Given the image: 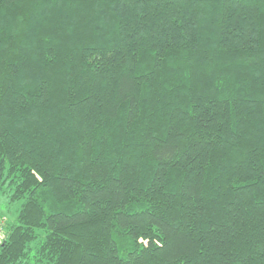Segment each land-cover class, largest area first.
Listing matches in <instances>:
<instances>
[{"label": "trees", "instance_id": "obj_1", "mask_svg": "<svg viewBox=\"0 0 264 264\" xmlns=\"http://www.w3.org/2000/svg\"><path fill=\"white\" fill-rule=\"evenodd\" d=\"M0 264H264V0H0Z\"/></svg>", "mask_w": 264, "mask_h": 264}, {"label": "rangeland", "instance_id": "obj_2", "mask_svg": "<svg viewBox=\"0 0 264 264\" xmlns=\"http://www.w3.org/2000/svg\"><path fill=\"white\" fill-rule=\"evenodd\" d=\"M20 206L21 204L11 203L6 192L0 191V223L3 222L4 235L7 234V224L14 222Z\"/></svg>", "mask_w": 264, "mask_h": 264}, {"label": "built area", "instance_id": "obj_3", "mask_svg": "<svg viewBox=\"0 0 264 264\" xmlns=\"http://www.w3.org/2000/svg\"><path fill=\"white\" fill-rule=\"evenodd\" d=\"M5 236H6V235H4L3 222H1V223H0V240H1L0 243L4 241Z\"/></svg>", "mask_w": 264, "mask_h": 264}]
</instances>
